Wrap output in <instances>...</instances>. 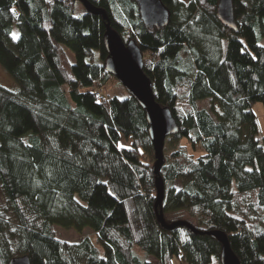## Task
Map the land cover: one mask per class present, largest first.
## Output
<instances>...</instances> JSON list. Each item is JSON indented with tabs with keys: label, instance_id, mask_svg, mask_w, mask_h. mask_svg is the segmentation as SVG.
Returning <instances> with one entry per match:
<instances>
[{
	"label": "trees",
	"instance_id": "16d2710c",
	"mask_svg": "<svg viewBox=\"0 0 264 264\" xmlns=\"http://www.w3.org/2000/svg\"><path fill=\"white\" fill-rule=\"evenodd\" d=\"M87 1L105 16L81 0H0V67L18 87L0 85V264H221L211 230L239 264H264L253 111L264 110V0H232L234 29L218 0H161L168 22L152 29L134 0ZM107 25L136 42L155 100L178 125L158 173L164 221L197 232L157 219L145 112L127 92H105L120 83L104 67ZM55 226L93 236L68 243Z\"/></svg>",
	"mask_w": 264,
	"mask_h": 264
},
{
	"label": "water",
	"instance_id": "95a60500",
	"mask_svg": "<svg viewBox=\"0 0 264 264\" xmlns=\"http://www.w3.org/2000/svg\"><path fill=\"white\" fill-rule=\"evenodd\" d=\"M139 9L140 17L146 27H162L167 24L169 13L161 0H134ZM83 6L91 13H105L92 6L87 0H81ZM217 16L220 21L232 29L235 28L233 19L232 0H218ZM105 32V45L108 57L105 61L106 72L113 75L126 92L131 95L145 112L148 122V132L153 145L156 160L153 166L155 173L156 200L155 208L159 206L156 213L157 219L162 227L172 229L179 225L188 226L192 232H197L193 226L186 221H174L166 223L163 218L161 204L164 197V183L158 175L161 165L164 162L163 148L165 139L178 130V125L171 111L162 107L156 100L152 90L150 79L143 71V55L134 40L124 42L118 33L107 25ZM222 244L220 262L221 264H239L238 258L232 252L226 234L218 230L206 232ZM8 264H30L27 256L12 258Z\"/></svg>",
	"mask_w": 264,
	"mask_h": 264
},
{
	"label": "rangeland",
	"instance_id": "374dc122",
	"mask_svg": "<svg viewBox=\"0 0 264 264\" xmlns=\"http://www.w3.org/2000/svg\"><path fill=\"white\" fill-rule=\"evenodd\" d=\"M184 2H187L189 0H182ZM82 12V8L80 6V8L78 9V11L76 12V15H80ZM14 36H17V33L14 32ZM66 52L70 58V60L72 62L75 61V57L73 52L66 48ZM0 85L11 90V91H17L18 87L17 84L13 81V79H11V77L0 67ZM106 94L108 95H117L118 97H125L126 96V90L124 89V87L118 83V82H114L113 80H110L108 82V85L106 87L105 90ZM253 111L255 113V115L257 116L258 119V124L261 130V134L262 136H264V110H263V106L260 103H257L254 107H253ZM121 145L123 144V146H129V142L124 139L120 140ZM172 145H176V140H172L171 141ZM167 148V145H166ZM168 149V148H167ZM168 221L170 220V218L167 219ZM89 230V231H88ZM91 231V232H90ZM55 232L57 237H59L62 240H65L68 243H74V242H78L81 240V238L83 236H88L90 235L93 236V231L90 228H85L81 233L77 232L73 229H64L60 226H55ZM80 233V234H79ZM147 260L150 262V264H158L157 261L153 258V257H147ZM174 264H179V262L176 260L174 262Z\"/></svg>",
	"mask_w": 264,
	"mask_h": 264
},
{
	"label": "built area",
	"instance_id": "2783aa9c",
	"mask_svg": "<svg viewBox=\"0 0 264 264\" xmlns=\"http://www.w3.org/2000/svg\"><path fill=\"white\" fill-rule=\"evenodd\" d=\"M100 92H101V90L100 89H97L96 91H95V96H98V95H100Z\"/></svg>",
	"mask_w": 264,
	"mask_h": 264
}]
</instances>
